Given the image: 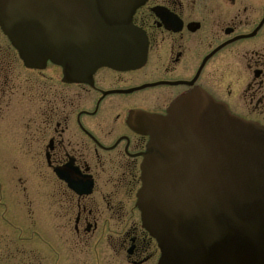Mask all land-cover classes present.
I'll return each instance as SVG.
<instances>
[{
    "label": "flooded vegetation",
    "instance_id": "1",
    "mask_svg": "<svg viewBox=\"0 0 264 264\" xmlns=\"http://www.w3.org/2000/svg\"><path fill=\"white\" fill-rule=\"evenodd\" d=\"M144 63L67 83L0 30V264H158L136 206L150 117L193 92L264 127V0H146Z\"/></svg>",
    "mask_w": 264,
    "mask_h": 264
},
{
    "label": "water",
    "instance_id": "2",
    "mask_svg": "<svg viewBox=\"0 0 264 264\" xmlns=\"http://www.w3.org/2000/svg\"><path fill=\"white\" fill-rule=\"evenodd\" d=\"M144 2L0 0V28L26 67L50 62L88 83L101 67L143 63L132 16ZM145 132L137 207L158 264H264V127L193 92Z\"/></svg>",
    "mask_w": 264,
    "mask_h": 264
},
{
    "label": "rangeland",
    "instance_id": "3",
    "mask_svg": "<svg viewBox=\"0 0 264 264\" xmlns=\"http://www.w3.org/2000/svg\"><path fill=\"white\" fill-rule=\"evenodd\" d=\"M0 168L2 169V168H4V166L3 165H0Z\"/></svg>",
    "mask_w": 264,
    "mask_h": 264
}]
</instances>
